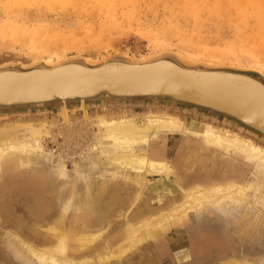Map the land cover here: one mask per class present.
Masks as SVG:
<instances>
[{"label": "bare ground", "instance_id": "6f19581e", "mask_svg": "<svg viewBox=\"0 0 264 264\" xmlns=\"http://www.w3.org/2000/svg\"><path fill=\"white\" fill-rule=\"evenodd\" d=\"M155 46L161 48L158 42ZM163 57L166 54L132 61L143 64L158 60L157 67L147 68L150 70H143L142 74L138 72L139 67L133 73L130 64L111 60L112 57L100 62L99 65L106 69L99 74L96 72L101 70L93 69L88 73L83 65L68 63L75 61L72 58L56 61L52 67L67 64L58 78L19 84L10 74L1 82L0 101H19V96L38 100L56 90L61 98L74 94L80 98L89 96L91 99L85 101L43 102L42 108L48 103H59L63 123L70 129L72 124L65 112L67 103L76 104L82 110L95 105L97 99L99 102L126 103L134 99L117 96L92 99V95L96 96L102 87L110 94L120 96L129 92L130 89H125L130 86L151 93H172L194 104L221 110L230 114L233 121L237 120L240 129L264 137V83L261 80L245 74L185 71L177 62ZM192 74L200 78L192 79ZM41 107L35 109L34 105L28 104L0 109L37 110ZM198 109L194 108L193 113ZM205 111L220 115L209 109ZM223 117L228 118L227 115ZM83 120V124L93 127L95 132L88 135L90 144L79 156V161L73 162L71 172L65 170L61 157L52 165L55 155L42 146L43 139L51 136L53 124L30 121L14 124L15 134L8 133L9 136L3 138L4 128L0 127V183L4 179L0 186V213L4 215L3 223L13 224L16 229L23 226L21 221L9 218L15 189L24 190L32 197L37 214L53 209L57 215L44 228L48 237H43L45 244L41 247L26 242L15 232L3 234L14 259L22 260L24 264H106L119 261L148 240H157V237L168 235V231L185 226V221L195 224L188 231V239L194 244L190 249L198 253L201 248L218 247V241L213 237L216 229L201 225L203 215L213 216L215 226L221 227L223 223L233 233L238 234L239 230L248 233L252 228L249 221L237 218V208L239 202L247 201L251 194H261L264 206V147L230 130L211 124L197 126L166 111H148L140 119L125 114H97L94 118L85 116ZM72 178L81 184V188L70 187L65 182ZM146 195L148 197L143 198ZM142 198L145 206L137 207ZM127 205H131L133 211L125 219L123 208ZM115 214L118 219L121 217L122 223L111 227L114 221L110 219ZM259 226L254 240L236 237L253 248L255 243L264 246V221ZM115 231H118L113 236H117L115 239L107 234ZM118 239L117 245L111 248ZM171 250L169 264L174 260ZM255 250L249 253L236 247L231 248V254L264 258L262 252ZM86 253L89 255L85 256ZM90 255L95 259L89 258ZM188 256L189 253L183 252L178 256L179 261ZM230 261L231 264H253L239 259Z\"/></svg>", "mask_w": 264, "mask_h": 264}, {"label": "rangeland", "instance_id": "374dc122", "mask_svg": "<svg viewBox=\"0 0 264 264\" xmlns=\"http://www.w3.org/2000/svg\"><path fill=\"white\" fill-rule=\"evenodd\" d=\"M157 42L161 44L160 49H156ZM161 54H176L192 64L250 70L264 76V0H0V67L11 64L22 67L35 63L51 64L70 58L97 63L114 55L145 60ZM95 101H98L95 105L83 110L77 108L76 104L67 103L65 112L72 124L70 129L63 123L59 103H48L37 110L0 109V127L4 128L1 136L15 134L14 127L20 123L53 124L52 137L43 139L42 146L48 153L55 155L51 160L52 165L61 157L65 162V170L69 172L73 162L79 161V156L90 144L88 135L95 132L93 127L83 124V119L85 116L94 118L97 114H125L140 119L148 111H166L197 126L211 124L230 130L264 147V137L240 129L242 127L235 121L202 109L193 113L189 106L170 100L134 99L126 103ZM72 179L65 182L70 187L77 185L81 188V184H77L75 178ZM14 193L10 202L12 215L9 218L21 221L23 226L16 229L13 224H4V215L0 213V264H24L22 260L14 259L5 241L7 231L15 232L26 242L41 247L45 244L43 237H48L44 228L57 216L53 209L42 215L37 214L32 197L27 192L15 189ZM261 196L251 194L247 201L239 202L237 218L250 222L252 228L248 233L246 230L233 233L223 223L221 227L215 226L213 216L203 215L204 222L201 220V225L216 229V236L212 235V230L208 233L215 237L218 249L225 253L215 255L209 252L215 246H208L204 248L205 251L199 250L202 251L200 253L192 251L194 253L186 264H231L230 260L238 259L241 262L264 264V258L257 255L241 257L231 254V248L236 247L243 248L244 252L254 253L256 249L264 254V246L255 243L253 248V245L244 242L248 238L256 239L257 229L264 221ZM142 199L137 207L145 206L142 205L145 199ZM130 207L127 205L123 208L125 219L133 211ZM249 209L252 210L248 216ZM117 217L118 214H115L114 219H110L114 221L111 227L122 223L121 217ZM183 225L172 230L180 233L168 231V235L148 240L119 261L106 264H169L172 259L169 250L176 247L175 253H182L180 251L183 248L194 245L189 243L188 231L195 224L185 221ZM107 234L113 237L118 231ZM119 240L114 241L111 248ZM171 255L173 258L177 256L173 252ZM89 258L95 259V256L90 255Z\"/></svg>", "mask_w": 264, "mask_h": 264}, {"label": "water", "instance_id": "95a60500", "mask_svg": "<svg viewBox=\"0 0 264 264\" xmlns=\"http://www.w3.org/2000/svg\"><path fill=\"white\" fill-rule=\"evenodd\" d=\"M110 57L114 58L111 60H120V61L126 62L127 64H130L131 65V71L133 73L137 72L136 68L139 67V69H138L139 74H142L143 70H150L147 68L157 67V64H158V60L148 62V63L138 64V63H132V61L136 62L140 59H131L129 57L119 56V55H114V56H110ZM163 58L177 62L178 65L180 67H182L183 70H185V71H193V72L205 71V72H211V73H213V72H228V73H233V74H245V75L253 76V77L261 80L264 83V76H262L258 72H254V71H250V70H242V69L227 68V67H210V66H204V65H199V64H192V63H189L188 61L184 60L181 56H178L176 54H166V57H163ZM72 59L75 61L68 62V63H75V64L83 65L88 73H89V70L91 71L93 69L95 71L101 70L99 72H96L98 74L104 73L103 69H106V67H103L104 65H99L101 61H99L97 63H92V62H89V61L81 59V58H75V59L72 58ZM52 64L53 63H51V64L35 63V64H32V65L27 66V67H22V66L11 64V65L0 67V85H1V82L3 80H5L8 76H10V74L13 76L15 81L18 82L19 84H28V83H32L34 81L58 78L61 75V73L66 70L65 68L67 67V64H65V65L62 64V65H59L57 67H52L51 66ZM191 78L192 79H199L200 76L193 75ZM19 84H17V85H19ZM25 86H27V85H25ZM129 89H130L129 92H124L120 96H118L115 94H110L107 90L100 87L98 90V94L96 93V96L93 94L92 99L98 98L100 96L105 97V98H114L117 96V97H127V98H131V99L132 98L133 99H149V100L154 101L155 99H151L150 97H153V96L154 97H163V100L172 99L174 101H177L178 103L187 105L190 107L191 111H193L194 108H200L203 110L209 109V110H212V112L215 111V112L219 113L221 116L227 115L228 118L232 117L230 114H228L226 112H223L221 110H218V109H215L212 107H207L206 105H203V104H194L193 102H191V100L176 97L172 93L171 94H169V93L164 94L162 92H155V91L154 92L152 91L153 93H151V91H145V90H141V89L137 90L136 88H132L130 86H129V88H126L125 90H129ZM61 92H63V91H61ZM59 93L60 92L58 90H56L55 92L48 94L47 96H45L42 99L39 98L38 100L37 99L32 100V99H30L31 98L30 96H25L26 98L23 96H19L18 97L19 101H9V102H1L0 101V108L6 109V108H11V107H17L18 105L31 104V105H34L35 109H36L38 107H41L43 102H51V101L61 100V99H62L61 101L76 100V99H78V101H79V99L82 101H85V100L91 99L89 96H84V98H80L77 94L70 95L67 98H65V97L61 98ZM20 101H23V103H21ZM195 105H197V106H195ZM232 118H230V120H233ZM236 122H237V120H236ZM235 124H238V123H235ZM244 127H246V126H244ZM246 128L251 129V130L259 133L257 130L252 129L250 127H246ZM259 134H261V133H259Z\"/></svg>", "mask_w": 264, "mask_h": 264}, {"label": "crops", "instance_id": "0c3cea01", "mask_svg": "<svg viewBox=\"0 0 264 264\" xmlns=\"http://www.w3.org/2000/svg\"><path fill=\"white\" fill-rule=\"evenodd\" d=\"M181 231H178V230H175V231H169V233H172V234H175V233H180ZM201 249H203L204 250V248H201ZM200 249V250H201ZM172 252H173V254L175 255V254H177V256L174 258V260H173V264H186V262H187V260H190L191 259V255L194 253V252H192V250L190 249V248H188V249H186V250H181L180 252H187V253H189V256H188V259H185V260H183V261H179V258H178V256H180V254H182V253H175V249H174V251L173 250H171ZM212 251V253H215V255L216 254H222V253H225V252H222V251H224V250H219L218 249V247H215L213 250L212 249H209V252H211ZM200 252H202V251H199V253ZM172 264V263H171Z\"/></svg>", "mask_w": 264, "mask_h": 264}, {"label": "flooded vegetation", "instance_id": "af4514ba", "mask_svg": "<svg viewBox=\"0 0 264 264\" xmlns=\"http://www.w3.org/2000/svg\"><path fill=\"white\" fill-rule=\"evenodd\" d=\"M264 141V140H263ZM213 229V228H212ZM210 235V234H209ZM216 235H217V233H216ZM219 236V235H218ZM186 246V245H185Z\"/></svg>", "mask_w": 264, "mask_h": 264}]
</instances>
